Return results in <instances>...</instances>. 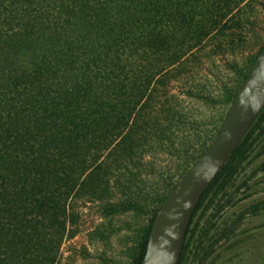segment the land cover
<instances>
[{
  "label": "trees",
  "instance_id": "1",
  "mask_svg": "<svg viewBox=\"0 0 264 264\" xmlns=\"http://www.w3.org/2000/svg\"><path fill=\"white\" fill-rule=\"evenodd\" d=\"M246 1L16 0L0 10L5 53L0 66V264L58 263L71 199L108 195L115 171L103 169L110 165L104 166L101 155L122 136L140 105L137 114L146 122H136L133 136L124 137L114 151L127 158L126 143L157 126L147 112L153 114L154 95L165 93L155 90L147 98L151 84L163 85V79L156 80L162 73L179 79L187 72L184 59L212 33L240 29ZM15 10L22 14L17 26ZM161 117L171 124L173 107L165 105ZM263 139L264 111L203 195L190 227L202 206L195 229L219 197L227 199L220 209L232 201L242 187L235 188L236 178ZM231 189L235 194L228 193ZM159 208L131 264H141ZM137 209L135 201H108L102 215L111 220ZM219 211L203 227L206 236L215 230ZM263 211L264 200L257 201L240 217ZM219 232L215 243L231 239L235 229ZM187 249L184 243L180 264Z\"/></svg>",
  "mask_w": 264,
  "mask_h": 264
},
{
  "label": "rangeland",
  "instance_id": "2",
  "mask_svg": "<svg viewBox=\"0 0 264 264\" xmlns=\"http://www.w3.org/2000/svg\"><path fill=\"white\" fill-rule=\"evenodd\" d=\"M13 2L16 0H0V10ZM241 7L245 15L240 29H228L225 35L212 33L191 53L194 58L189 54L184 59L182 68L187 72L179 79L165 78L162 73L156 78L163 79L161 88L151 84L147 98L155 90L165 93L154 95L153 114L147 112L146 118L157 120V126L148 127L150 133L143 132L141 140L133 144L128 141L129 149L124 145L130 151L127 158L114 151L124 137L133 136L129 133L136 122L145 121L137 114L140 105L122 136H117L101 155L104 166L110 165L103 169L115 171L108 195L71 199L67 236L57 264H131L155 210L212 143L232 106V95L242 85V76L264 47V0H247ZM20 15L16 11L14 26L21 23ZM231 20L227 28L233 24ZM4 56L0 49V66ZM188 92L202 99L191 98ZM165 105L173 107L176 114L169 127L164 117L158 118ZM95 154L91 150L88 157ZM122 160L127 161L124 164ZM122 164L124 169L120 171ZM239 186L241 189L224 209L220 206L227 199L219 197L195 229L206 206L200 208L185 240L188 249L183 264H264V211L258 216L240 217L245 208L264 200V139L236 178L235 188ZM228 193L235 194L233 189ZM125 200L135 201L140 212L128 211L111 220L104 219L102 212L108 201L116 205ZM216 211L219 215L214 221L215 230L206 236L202 229ZM228 227L235 229L231 239L215 243L221 235L219 230Z\"/></svg>",
  "mask_w": 264,
  "mask_h": 264
},
{
  "label": "water",
  "instance_id": "3",
  "mask_svg": "<svg viewBox=\"0 0 264 264\" xmlns=\"http://www.w3.org/2000/svg\"><path fill=\"white\" fill-rule=\"evenodd\" d=\"M264 111V48L243 81L214 140L159 208L141 264H180L199 203Z\"/></svg>",
  "mask_w": 264,
  "mask_h": 264
}]
</instances>
